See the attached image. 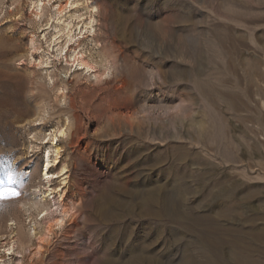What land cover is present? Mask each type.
I'll list each match as a JSON object with an SVG mask.
<instances>
[{
    "label": "rangeland",
    "instance_id": "1",
    "mask_svg": "<svg viewBox=\"0 0 264 264\" xmlns=\"http://www.w3.org/2000/svg\"><path fill=\"white\" fill-rule=\"evenodd\" d=\"M36 1L0 0V264H264V0H88L97 71Z\"/></svg>",
    "mask_w": 264,
    "mask_h": 264
},
{
    "label": "bare ground",
    "instance_id": "2",
    "mask_svg": "<svg viewBox=\"0 0 264 264\" xmlns=\"http://www.w3.org/2000/svg\"><path fill=\"white\" fill-rule=\"evenodd\" d=\"M50 2L51 0H37L35 3H33V7L38 8V9H43ZM54 10H55L54 14L51 16L50 20L56 21L55 29L57 31L56 32L57 34L53 36V39L51 40V43H52L51 45H54L58 49L60 56L64 54L66 62H68V57L74 58V62L77 63V66L94 71L100 65L98 61H104L103 64L106 61H110V58L107 57L106 54L101 50L98 42H96L95 44L93 42L94 45L92 44L89 47L87 45L88 49L82 50V52L78 53V56H76L77 55L76 53L74 52L72 53L71 48H70V43L75 41L74 40L75 37L73 35V27H74L73 24H75V22H77V24L80 23V26H78V28L76 29L80 32L79 33L80 37L81 35L83 36L85 33H90L92 35L94 24L97 21L96 14L98 13V6L96 4L90 3L88 2V0H76L73 2L72 0H68L65 2L57 0V6L55 7ZM72 11L73 13H70ZM67 14H69L68 16L69 22L65 24L66 23L65 19H66ZM62 38H64L63 42H62ZM80 46H81V42L78 44V47ZM93 51H96L95 55L92 54ZM64 126L65 125H62V127L59 126V129L57 131L59 133V136L67 135V129ZM57 134L52 139V142H53L52 148H55V151H54L55 156L53 157V159H51L49 155V151L45 152L43 167L41 170V177H43L47 181L48 185H50L54 179V176L50 171L53 167H56L58 165V154L59 153H58V149L54 147L55 140H56L55 137H57ZM67 170H68L67 166L62 165L59 168V171L57 172V175L59 176V179H60V183L62 184L63 187H60L59 189H53L51 188V185H50V187L47 186L49 188H47L44 194H42V191L40 194L43 200L56 196L62 209L64 207L62 202L67 192L66 186H65L67 182ZM37 201L38 200H35V201L33 200L31 204H28L30 205L29 208L35 209V210L40 209V202H37ZM62 212L64 215L68 213L67 210H64ZM60 222L61 221L58 220L56 223L59 224ZM12 248H13V245H12Z\"/></svg>",
    "mask_w": 264,
    "mask_h": 264
},
{
    "label": "snow or ice",
    "instance_id": "3",
    "mask_svg": "<svg viewBox=\"0 0 264 264\" xmlns=\"http://www.w3.org/2000/svg\"><path fill=\"white\" fill-rule=\"evenodd\" d=\"M9 195H11V196H15V195H17V194L14 193V192H11L10 189H3V190H0V198H7Z\"/></svg>",
    "mask_w": 264,
    "mask_h": 264
}]
</instances>
